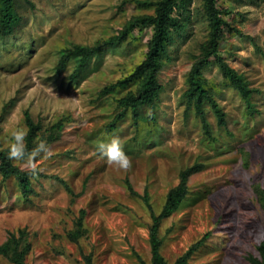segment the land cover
I'll return each instance as SVG.
<instances>
[{
    "label": "rangeland",
    "instance_id": "obj_1",
    "mask_svg": "<svg viewBox=\"0 0 264 264\" xmlns=\"http://www.w3.org/2000/svg\"><path fill=\"white\" fill-rule=\"evenodd\" d=\"M29 2L15 0L19 24L0 39V149L8 147L18 125L26 128L28 111L41 126L37 143L46 140L51 155L38 158L44 171L36 179L30 176L33 193L27 199L13 178L0 174V246L22 231L19 248L26 250V264H85V255L94 264H151L153 217L161 214L180 172L191 169L181 205L158 221L163 258L170 264L187 253L188 264L259 259L264 241V0L217 1L226 21L218 54L253 90L256 111L248 115L240 92L211 58L201 75L225 113V125L204 101L210 134L185 93L209 36L204 0H176L173 7L181 28L171 31L158 74L163 90L154 120L143 106L138 122L128 111L113 130L108 127L115 99L138 84L99 93L134 72L152 27L136 28L79 69V56L69 55L63 69L59 61L75 46L97 45L128 20L152 14L157 0ZM114 136L132 160L128 171L109 166L97 152L100 142ZM10 161L26 171L22 162ZM81 210L86 215L74 242L69 234ZM0 264L12 263L0 255Z\"/></svg>",
    "mask_w": 264,
    "mask_h": 264
},
{
    "label": "trees",
    "instance_id": "obj_2",
    "mask_svg": "<svg viewBox=\"0 0 264 264\" xmlns=\"http://www.w3.org/2000/svg\"><path fill=\"white\" fill-rule=\"evenodd\" d=\"M24 1L30 3L29 0ZM217 1L204 0L203 9L209 23V36L202 46V58L196 61L190 70L188 77L189 87L185 92L189 105H193L196 115L202 122L205 134H210V130L203 107L204 101L210 103L220 125H225V113L206 89L205 80L201 75L205 63H208L211 58L216 61L225 79L240 92L248 115H252L256 111L251 101L253 90L248 87L242 76L233 70L218 54L219 44L223 36V27L226 26V21L222 16L224 12L217 7ZM140 3L143 6L147 5V2ZM175 3L176 0H157V2L153 3L154 9L152 14L141 15L128 20L116 35L97 43V45L75 46L69 53L64 54L59 61L58 69H63L69 55L79 56L80 63L77 68L79 69L91 56L100 54L103 49L120 45L136 28L152 27L153 34L147 45L144 59L135 68L134 72L106 86L99 93L100 96H105L116 89H127L131 81L138 84L134 92H128L124 96L115 99L117 110L108 130L115 129L117 123L125 117L128 111H130L133 120L138 122L140 110L143 106L150 109V119L154 120L157 100L163 90V86L158 81V74L163 67V58L170 44L171 31L181 28L180 23L172 15ZM15 6V0H0V39L11 36L19 24V17ZM24 122L28 130L25 143L27 149L31 151L37 144L36 138L41 130V126L39 123L33 121L28 111L24 112ZM191 172V169L180 172L179 184L168 192L161 214L158 217H153L154 223L149 228L151 264H170L160 253L161 240L158 237V221L171 216L179 208L188 193L187 181ZM0 174L4 179L13 178L17 182L24 199H27L33 193L29 173L22 171L9 160L8 147L0 149ZM85 215L86 211L81 210L76 229L69 234V238L74 242L78 241L81 236L82 221ZM18 234L20 235L19 238L14 233L10 234L9 239L0 246V255L6 256L12 264H26V250L19 248L24 233L18 231ZM196 247L197 245L194 248ZM259 252V259L249 258L252 264H264V241L259 246ZM187 256L188 253L172 264H188ZM83 257L85 264H94L90 255Z\"/></svg>",
    "mask_w": 264,
    "mask_h": 264
},
{
    "label": "clouds",
    "instance_id": "obj_3",
    "mask_svg": "<svg viewBox=\"0 0 264 264\" xmlns=\"http://www.w3.org/2000/svg\"><path fill=\"white\" fill-rule=\"evenodd\" d=\"M148 115H151L150 111ZM27 135L28 130L19 125L11 132V140L8 144V158L15 162H22L24 169L33 179H36L44 171L39 166L38 158L51 155V149L47 141L42 139L29 151L25 143ZM97 152L106 159L109 166H115L123 171H128L132 167V160L124 152L119 137L114 136L107 142H100L97 145Z\"/></svg>",
    "mask_w": 264,
    "mask_h": 264
}]
</instances>
